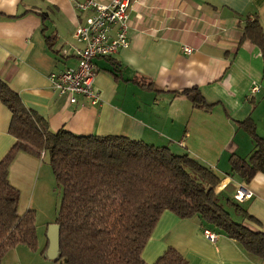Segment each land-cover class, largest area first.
Segmentation results:
<instances>
[{"label":"crops","instance_id":"crops-1","mask_svg":"<svg viewBox=\"0 0 264 264\" xmlns=\"http://www.w3.org/2000/svg\"><path fill=\"white\" fill-rule=\"evenodd\" d=\"M83 1L0 0V76L9 88L26 109L44 117L52 131L123 135L188 152L221 178L217 190L230 197L251 192L238 202L264 232V174H255L249 182L229 175L231 155L247 158L253 150L242 122L250 120L264 137V59L249 40L240 42L246 17L256 13L264 27V0H134L128 47L93 59L97 105L81 96L70 103L48 79L51 72L77 64L75 48L80 44L74 31L90 14L76 9ZM183 45L192 52L184 54ZM253 86L257 90L251 92ZM193 87L209 108H198L181 94ZM10 117L0 100V159L15 140L8 132ZM41 159L19 152L8 168V180L19 195L33 190L23 201L19 196L18 213L35 207ZM53 224L46 225L45 238L38 241L41 247L29 251L33 254L27 253L28 258L51 264L57 258L49 246ZM19 246L25 245L14 248L24 250ZM168 247L188 264H262L233 239L222 234L207 239L197 217L181 219L163 211L142 258L152 264Z\"/></svg>","mask_w":264,"mask_h":264},{"label":"trees","instance_id":"trees-1","mask_svg":"<svg viewBox=\"0 0 264 264\" xmlns=\"http://www.w3.org/2000/svg\"><path fill=\"white\" fill-rule=\"evenodd\" d=\"M240 42L249 40L264 59V27L256 13L241 25ZM198 108H209L197 88L181 92ZM0 100L11 113L8 132L14 142L0 159V264L18 244L36 250L33 209L18 213L19 190L8 168L19 152L47 157L61 192L55 219L59 249L52 264H148L142 250L163 211L181 219L197 217L208 229L233 239L264 264V232L258 220L234 197L217 190L221 178L188 152L152 145L123 135H80L49 129L44 117L26 109L0 76ZM245 124L253 150L230 157L229 175L249 182L264 174V137ZM152 264H188L168 247Z\"/></svg>","mask_w":264,"mask_h":264},{"label":"built area","instance_id":"built-area-1","mask_svg":"<svg viewBox=\"0 0 264 264\" xmlns=\"http://www.w3.org/2000/svg\"><path fill=\"white\" fill-rule=\"evenodd\" d=\"M134 0H84L76 5L80 11H89L84 22L78 24L74 31V40L80 44L75 48L77 64L57 72H51L48 79L58 93L67 94L70 103H76L77 96L84 98L90 105L100 102L99 94L94 88L96 67L93 59L110 57L118 50L128 47L129 10ZM184 54L192 52V47L183 45ZM257 86L251 88V92ZM44 153H41L43 156ZM251 192L239 191L234 195L237 201L249 198ZM203 234L210 241L216 239V234L208 229Z\"/></svg>","mask_w":264,"mask_h":264},{"label":"rangeland","instance_id":"rangeland-1","mask_svg":"<svg viewBox=\"0 0 264 264\" xmlns=\"http://www.w3.org/2000/svg\"><path fill=\"white\" fill-rule=\"evenodd\" d=\"M40 157H42L41 161L43 168L37 180L38 185L36 194L34 196L35 207L31 208L34 210L38 246L45 238L46 225L55 221L61 202L60 188L55 181L48 159L46 157L44 158L43 156ZM27 189V192L22 193V195H20L21 201L26 198H29L30 192L33 193L32 189ZM26 210L27 209L23 210L22 213ZM38 241L40 242L39 244ZM19 247H23L22 249L24 250H20V248H13L11 250H8L4 254L2 264H51L48 260H45L44 258H42L41 262L35 261L34 258H28L27 253L33 254L34 250H31L26 245ZM39 247H41V245ZM29 251H32L33 253ZM39 253L40 249L37 250V254H35L36 256L34 257H37Z\"/></svg>","mask_w":264,"mask_h":264},{"label":"water","instance_id":"water-1","mask_svg":"<svg viewBox=\"0 0 264 264\" xmlns=\"http://www.w3.org/2000/svg\"><path fill=\"white\" fill-rule=\"evenodd\" d=\"M52 227H53V232L49 237V242H50L49 246L52 248L53 252L57 254L59 249V226L57 224H53Z\"/></svg>","mask_w":264,"mask_h":264}]
</instances>
